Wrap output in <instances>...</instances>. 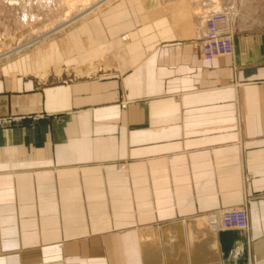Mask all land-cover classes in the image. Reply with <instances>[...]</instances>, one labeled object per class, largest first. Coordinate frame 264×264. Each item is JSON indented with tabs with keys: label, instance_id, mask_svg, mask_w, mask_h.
Masks as SVG:
<instances>
[{
	"label": "crops",
	"instance_id": "0c3cea01",
	"mask_svg": "<svg viewBox=\"0 0 264 264\" xmlns=\"http://www.w3.org/2000/svg\"><path fill=\"white\" fill-rule=\"evenodd\" d=\"M250 2L229 13L231 53L210 60L200 18L112 0L39 63H10L0 264H264V0ZM98 47L110 58L75 73ZM235 207L245 229L209 226Z\"/></svg>",
	"mask_w": 264,
	"mask_h": 264
},
{
	"label": "rangeland",
	"instance_id": "374dc122",
	"mask_svg": "<svg viewBox=\"0 0 264 264\" xmlns=\"http://www.w3.org/2000/svg\"><path fill=\"white\" fill-rule=\"evenodd\" d=\"M111 1L106 2L100 7L95 6V3H92L93 5H87L88 8L89 6H94V8H91V11L82 17L80 16L84 13L74 15L77 12L74 8L77 3L75 4L74 2L77 1L74 0L72 3H70V1L68 4L73 7L68 5L71 10L67 13L68 16L64 18V0H0V78L7 75L5 72L7 71L6 69L10 67V63L15 61H27L29 64H33V62L39 63L42 53L48 52V48L57 43L58 31L83 21L91 15L95 16L102 7L104 8ZM160 1L173 16L175 13L180 14L181 9H183V7H179L178 3L190 0ZM191 1L193 3L188 5L191 9V13H193L194 17L197 16L196 18H200V20L203 21V14L204 17L208 15V13L203 11L206 10L204 9L206 7L203 6V2L207 0ZM219 1H221L222 6L219 12L225 14L228 18H230L229 13H234L236 5H240L241 7H248L251 5L250 0ZM146 3H157V0H146ZM72 4H75V6ZM212 10L215 11L213 13H218L216 6ZM185 15H187V13H185ZM194 17L190 20L192 21ZM61 24L66 25L60 26ZM104 58L105 56L100 58V63L104 62ZM75 77L74 72L67 74V80Z\"/></svg>",
	"mask_w": 264,
	"mask_h": 264
},
{
	"label": "built area",
	"instance_id": "2783aa9c",
	"mask_svg": "<svg viewBox=\"0 0 264 264\" xmlns=\"http://www.w3.org/2000/svg\"><path fill=\"white\" fill-rule=\"evenodd\" d=\"M205 34L201 37L198 50L205 60L227 55L232 50L233 30L230 19L223 13L207 15L205 19ZM209 226L212 228L245 229L248 216L245 207L224 208L210 211L207 215Z\"/></svg>",
	"mask_w": 264,
	"mask_h": 264
},
{
	"label": "bare ground",
	"instance_id": "6f19581e",
	"mask_svg": "<svg viewBox=\"0 0 264 264\" xmlns=\"http://www.w3.org/2000/svg\"><path fill=\"white\" fill-rule=\"evenodd\" d=\"M71 1V2H70ZM72 1L74 0H64L63 4H64V7H65V11H64V18L67 15V13H69V11L71 9H69V2L72 3ZM77 2H74L75 4L77 3V5L75 6V4H72L74 5L75 9H76V13L74 15H77L78 13H84L82 14L80 17H82L83 15L87 14L88 12L91 11V8H94V6H89V8L87 7V5H93L95 3V6L97 7H100L102 6L103 4H105L106 2L108 1H111V0H76ZM80 1V2H79ZM180 1V0H179ZM184 1V0H183ZM205 1V0H204ZM62 3V2H61ZM93 3V4H92ZM190 3H193L191 0L190 1H187V2H180L178 3L179 4V7H183V9H181V13L180 14H174L172 17L175 19H183V18H186V19H192V17H194L193 13H191V9L188 7V5ZM195 3V2H194ZM69 5V6H68ZM193 5V4H192ZM191 6V5H190ZM203 6L206 7L204 9L206 10H203L204 12L208 13V15L210 14H213V11L212 9L216 8L218 9V12L221 11V1L219 0H207L206 2H203ZM70 7H73V6H70ZM96 7V8H97ZM224 7V5H223ZM208 8V9H207ZM81 9V10H80ZM79 10V11H78ZM83 11V12H81ZM117 12V11H116ZM184 12V13H183ZM203 12V13H204ZM211 12V13H210ZM185 13H187V15H185ZM195 14V12H194ZM202 14V13H201ZM200 14V15H201ZM180 15V17H179ZM190 15V16H189ZM117 16V14H116ZM118 17V16H117ZM178 17V18H177ZM197 16H195L193 19H195ZM70 19V18H69ZM73 19V18H71ZM199 19V18H198ZM203 21H201L203 24V27L205 26V19L206 17H204V14H203V17H202ZM66 20V19H65ZM67 21H70V20H67ZM118 21V20H117ZM191 21V20H190ZM66 23V22H65ZM66 24H61L60 26H64ZM202 30V29H201ZM205 30V27L204 29ZM88 33V32H87ZM96 33V32H95ZM94 33V34H95ZM100 33V32H99ZM98 33V35H99ZM97 34H95L96 36ZM91 37V36H90ZM104 37V36H103ZM89 38V37H88ZM105 38V37H104ZM103 38V39H104ZM127 39V35L124 34L122 35L119 40H116L115 42L117 41H125ZM37 40V39H36ZM101 39H98V41H100ZM90 44V43H89ZM90 45H93V44H90ZM95 45V44H94ZM89 46V45H88ZM87 48V47H86ZM111 50L112 49H107V48H103V47H98L96 48L95 50L92 51V56L91 57H88V59L85 61V62H80L79 60L77 61V64L73 67L75 73H77L78 75H89L91 73H94L96 71V68H97V64L100 63V58H103L105 56V60L104 62H106L110 57L111 55ZM110 54V55H109ZM89 54H86V56H88ZM71 60V58H70ZM68 61V60H67ZM57 62V61H56ZM72 62V61H71ZM111 64V63H110ZM61 66L62 64L59 63V64H55L54 65V68L56 71H59L61 69ZM47 73V70H42L40 73H39V76H45V74Z\"/></svg>",
	"mask_w": 264,
	"mask_h": 264
}]
</instances>
